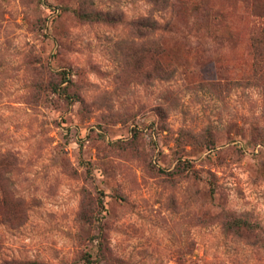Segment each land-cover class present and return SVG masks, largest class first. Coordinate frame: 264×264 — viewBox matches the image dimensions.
<instances>
[{
    "label": "rangeland",
    "instance_id": "1",
    "mask_svg": "<svg viewBox=\"0 0 264 264\" xmlns=\"http://www.w3.org/2000/svg\"><path fill=\"white\" fill-rule=\"evenodd\" d=\"M0 264H264V0H0Z\"/></svg>",
    "mask_w": 264,
    "mask_h": 264
},
{
    "label": "trees",
    "instance_id": "2",
    "mask_svg": "<svg viewBox=\"0 0 264 264\" xmlns=\"http://www.w3.org/2000/svg\"><path fill=\"white\" fill-rule=\"evenodd\" d=\"M153 4H160L163 9H166L170 5V0H150ZM144 25L149 28H160V29H166L168 25L166 23L160 24L157 20L151 19L149 17H145L144 19Z\"/></svg>",
    "mask_w": 264,
    "mask_h": 264
}]
</instances>
